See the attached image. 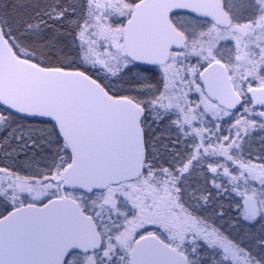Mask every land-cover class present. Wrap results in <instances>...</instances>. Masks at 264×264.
Here are the masks:
<instances>
[{
    "label": "snow or ice",
    "instance_id": "snow-or-ice-1",
    "mask_svg": "<svg viewBox=\"0 0 264 264\" xmlns=\"http://www.w3.org/2000/svg\"><path fill=\"white\" fill-rule=\"evenodd\" d=\"M0 264H264V0H0Z\"/></svg>",
    "mask_w": 264,
    "mask_h": 264
}]
</instances>
